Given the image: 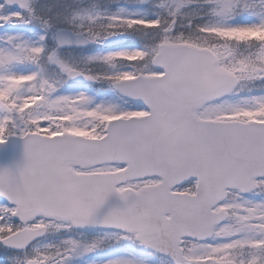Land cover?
<instances>
[{
	"label": "snow or ice",
	"instance_id": "1",
	"mask_svg": "<svg viewBox=\"0 0 264 264\" xmlns=\"http://www.w3.org/2000/svg\"><path fill=\"white\" fill-rule=\"evenodd\" d=\"M0 150V264H264V0H0Z\"/></svg>",
	"mask_w": 264,
	"mask_h": 264
},
{
	"label": "water",
	"instance_id": "2",
	"mask_svg": "<svg viewBox=\"0 0 264 264\" xmlns=\"http://www.w3.org/2000/svg\"><path fill=\"white\" fill-rule=\"evenodd\" d=\"M11 150H9L10 152ZM18 151V149H17ZM9 158V153H5L4 151L0 150V164H3L7 161Z\"/></svg>",
	"mask_w": 264,
	"mask_h": 264
},
{
	"label": "trees",
	"instance_id": "3",
	"mask_svg": "<svg viewBox=\"0 0 264 264\" xmlns=\"http://www.w3.org/2000/svg\"><path fill=\"white\" fill-rule=\"evenodd\" d=\"M47 2H49V3H56V1H54V0H47Z\"/></svg>",
	"mask_w": 264,
	"mask_h": 264
}]
</instances>
